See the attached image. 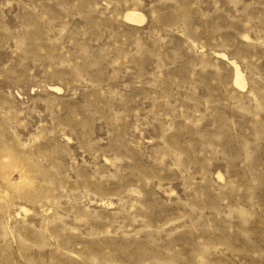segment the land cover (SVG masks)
<instances>
[{
  "label": "rangeland",
  "instance_id": "1",
  "mask_svg": "<svg viewBox=\"0 0 264 264\" xmlns=\"http://www.w3.org/2000/svg\"><path fill=\"white\" fill-rule=\"evenodd\" d=\"M0 264H264V0H0Z\"/></svg>",
  "mask_w": 264,
  "mask_h": 264
},
{
  "label": "bare ground",
  "instance_id": "2",
  "mask_svg": "<svg viewBox=\"0 0 264 264\" xmlns=\"http://www.w3.org/2000/svg\"><path fill=\"white\" fill-rule=\"evenodd\" d=\"M125 20L127 22H130V23H141L143 21V16L139 15V14H137L135 12H131L130 11V12H127L125 14ZM230 65L232 66V68L234 70V74H235L233 85L235 87H239V88L244 89L245 88V82H244L243 78L241 77L238 65L236 63L232 62V61L230 62ZM53 89L54 90H58L57 87H53ZM20 211L21 212L22 211L28 212L27 210H25L23 208Z\"/></svg>",
  "mask_w": 264,
  "mask_h": 264
}]
</instances>
